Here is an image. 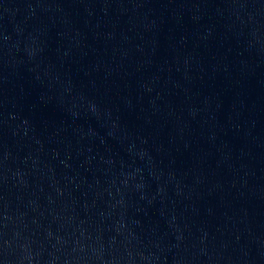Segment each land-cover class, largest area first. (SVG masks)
<instances>
[{
	"label": "water",
	"instance_id": "95a60500",
	"mask_svg": "<svg viewBox=\"0 0 264 264\" xmlns=\"http://www.w3.org/2000/svg\"><path fill=\"white\" fill-rule=\"evenodd\" d=\"M0 264H264V0H0Z\"/></svg>",
	"mask_w": 264,
	"mask_h": 264
}]
</instances>
